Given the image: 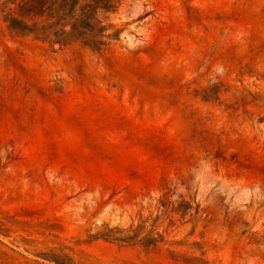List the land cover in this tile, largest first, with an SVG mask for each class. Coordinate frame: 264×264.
I'll return each instance as SVG.
<instances>
[{
	"label": "rangeland",
	"instance_id": "374dc122",
	"mask_svg": "<svg viewBox=\"0 0 264 264\" xmlns=\"http://www.w3.org/2000/svg\"><path fill=\"white\" fill-rule=\"evenodd\" d=\"M13 1L0 264H264V0H119L96 47Z\"/></svg>",
	"mask_w": 264,
	"mask_h": 264
},
{
	"label": "trees",
	"instance_id": "16d2710c",
	"mask_svg": "<svg viewBox=\"0 0 264 264\" xmlns=\"http://www.w3.org/2000/svg\"><path fill=\"white\" fill-rule=\"evenodd\" d=\"M119 0H14L18 16H9L10 28L18 32L38 33L45 39L53 36L75 38L88 46L105 45L99 39L106 28L98 19L100 11L117 8ZM29 23H32L30 26ZM60 42V41H59Z\"/></svg>",
	"mask_w": 264,
	"mask_h": 264
}]
</instances>
